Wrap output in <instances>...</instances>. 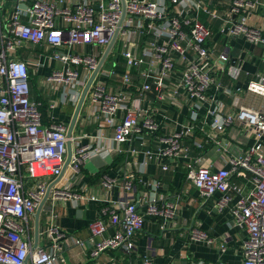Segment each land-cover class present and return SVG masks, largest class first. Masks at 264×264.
<instances>
[{
    "label": "crops",
    "instance_id": "0c3cea01",
    "mask_svg": "<svg viewBox=\"0 0 264 264\" xmlns=\"http://www.w3.org/2000/svg\"><path fill=\"white\" fill-rule=\"evenodd\" d=\"M46 1L72 8L82 0H63V3L61 0ZM165 1L169 11L172 10L169 0ZM200 1L202 7L192 15H196L212 30L207 44L212 51L211 61L218 83V87L204 101L192 99L188 95L182 70L164 75L159 87L156 77L160 75L161 64L152 55L145 58L146 62L140 68L131 71L132 85L125 84L124 73L128 67L124 51L130 49L136 56H142L145 50L153 51L152 43L156 39L151 32L148 35L141 34L138 20L128 27L126 34L117 35L112 49L106 55L86 95L72 137L76 139V136L87 133L91 137L84 139V142L93 147L103 146L101 157H111V160L92 169L84 163L79 173L68 165L56 186L77 193L79 197L62 201L50 196L39 218L38 245L62 255L64 261L59 264H139L146 258H151L154 264H242L245 260L243 243L248 234L244 227L235 223L233 204L221 207L219 196L201 198L189 181L188 172L190 167L201 165L212 169H231L232 159L242 156L254 144V138L241 123L234 122L219 130L213 121L228 116L234 118L241 106L264 108L263 98L249 92L246 87L250 80L264 74V49L242 35L220 32L224 25H231L240 16L232 12V0ZM249 1L255 6L244 11L248 25L263 28L264 31V0ZM32 2L0 0V51L16 11L20 10L21 20L27 22V12ZM91 2L97 9L100 8L99 0ZM142 22L147 26L148 21ZM164 38L168 40V34ZM183 44H186V40ZM109 46H78L74 51H92L97 55L99 66ZM54 50L53 46L47 44L26 42L18 46L11 57L29 64L31 96L40 102L44 123L57 119L66 125L68 134L84 89L95 70L91 75L84 72L82 78L85 85L79 91L77 100L66 101L63 99V86L47 80L54 69L62 67V63L53 56ZM189 54L195 55L192 49H189ZM222 54H227L228 60L222 61ZM232 68L237 71L236 76L232 74ZM145 84L150 86L148 91L142 88ZM97 85H104L108 92H118L127 97V105L139 109L140 119L151 118L158 129L133 135L121 144L115 142L114 127L107 125L97 105L91 102V95ZM51 102H55V107L50 106ZM191 129L188 135L180 138L183 150L179 156L165 160L158 155L164 147V138ZM71 145L73 154L77 141L74 140ZM68 155L67 149L66 162ZM107 177L113 180L112 188L103 184ZM231 179L232 184H242L249 189L253 187L250 174L235 172ZM128 180L132 184L129 189L126 188ZM151 199L172 207L173 217L168 219L167 225L162 218H149L143 229L134 236V250H107L91 258L94 241L89 225L92 221H108L113 205L125 201L134 202L139 211L145 212L146 204ZM55 227L65 234L60 240L62 248L59 251L54 247L55 234L51 233ZM26 228L34 246L35 215L30 217ZM120 229V226L111 225L107 234L113 235ZM194 231L205 234L206 238L194 239Z\"/></svg>",
    "mask_w": 264,
    "mask_h": 264
},
{
    "label": "built area",
    "instance_id": "2783aa9c",
    "mask_svg": "<svg viewBox=\"0 0 264 264\" xmlns=\"http://www.w3.org/2000/svg\"><path fill=\"white\" fill-rule=\"evenodd\" d=\"M169 2L170 11L165 0H99V9L91 0H82L72 8L60 7L46 0H33L27 12L29 19L24 23L21 11H16L0 51V264H59L64 261L58 252L48 251L42 245L32 249L34 246L26 225L50 186L49 197L55 200L69 201L79 197L77 193L56 186L63 175L69 141H77L69 163L76 173L84 163L101 156L104 151L103 146L93 147L84 142L91 137L87 133L76 136V139L68 137L66 125L57 119L44 123L40 102L31 96L29 64L11 57L14 51L26 42L53 46V56L62 63V67L54 69L47 80L63 86L64 100L76 101L85 85L84 72L91 75L98 67V59L92 51L78 53L74 48L107 47L115 35L126 34L128 27L138 20L141 34L151 32L156 39L152 43L153 51L145 50L142 56H136L130 49L124 51L128 67L124 73L125 84L132 85L131 71L140 68L146 62L145 58L152 55L161 64L160 75L156 77L159 87L164 75L182 70L188 95L204 101L218 87L211 61L212 51L207 44L212 30L192 15L202 7L200 0ZM254 6L249 0H232L231 10L240 16L231 25H224L220 32L242 35L264 49L263 28L249 26L244 15L245 9ZM142 21H148L147 26ZM167 34L168 40L164 38ZM185 40L186 44H183ZM189 49L194 51V56L189 54ZM220 58L226 61L229 57L222 54ZM231 72L237 75L234 68ZM246 87L264 100V74L250 80ZM142 88L148 91L150 86L145 84ZM91 102L97 105L107 125L114 127V141L118 144L130 140L133 135L158 129L151 118L140 119L139 109L128 106L127 97L118 92H108L104 85H97ZM50 106L55 107V102ZM234 122L245 126L254 138V144L242 156L232 159L231 169H212L202 165L190 167L188 179L201 198L219 196L221 207L233 204V219L248 234L243 243L245 260L242 264H264V108L241 106L234 118L215 119L213 125L223 130ZM191 131H179L164 138V147L158 155L165 160L179 156L183 150L180 138ZM235 172L250 174L253 187L249 189L242 184H232L231 177ZM103 184L112 188L113 180L107 177ZM131 185L128 180L126 188ZM173 213L171 206L167 207L156 199L147 202L145 212L139 211L131 201L113 205L108 221L96 219L89 225L94 241L91 258L107 250H134V236L143 229L146 220L159 217L167 225ZM111 225L121 229L109 235L107 232ZM51 233L55 234L54 247L59 251L62 248L60 240L65 234L57 227L51 229ZM193 238L205 239L206 235L194 231ZM139 264L154 262L146 258Z\"/></svg>",
    "mask_w": 264,
    "mask_h": 264
},
{
    "label": "water",
    "instance_id": "95a60500",
    "mask_svg": "<svg viewBox=\"0 0 264 264\" xmlns=\"http://www.w3.org/2000/svg\"><path fill=\"white\" fill-rule=\"evenodd\" d=\"M116 37H117V35H115V37L113 38L110 46L108 47L109 48L108 51L104 55L103 60L99 63L98 68L94 71V73L92 74V76L90 78V81L88 82V84L86 85V87L84 89V92H83L82 97H81V99L79 101L78 107L76 109L75 115L73 117L72 123L70 125V129L68 131V137H72V132H73V129L75 127L76 121H78L77 118H78V116L80 114V111L82 109L83 103H85L84 101H85L86 95H87V93H88V91H89V89H90V87L92 85L93 80L97 76V74L99 72V69L102 67V64H103V62L105 60L106 55L112 49L113 44L115 43ZM68 151H69V155H68L69 157L67 159V162H66V165H65L64 169L69 165V163L71 161V158L73 157L72 156L71 141L68 142ZM110 160H111V157L103 159V157H101V156H95L92 159H90L89 161H87L86 164L89 166L90 169H92L93 166L104 165L105 163L110 162ZM50 190H51V186L48 188V191H47L48 193L46 194L45 198L43 199V201L39 205L38 209L36 210L37 211L36 214H35V217H36V243L34 244V247L32 249H35L37 247V245H38L39 218H40L41 211H43L42 208H43L45 202L47 201V199L49 197V193H51Z\"/></svg>",
    "mask_w": 264,
    "mask_h": 264
}]
</instances>
